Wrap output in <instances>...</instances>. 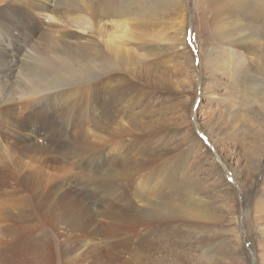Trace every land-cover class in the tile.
Instances as JSON below:
<instances>
[{
  "label": "rangeland",
  "instance_id": "obj_1",
  "mask_svg": "<svg viewBox=\"0 0 264 264\" xmlns=\"http://www.w3.org/2000/svg\"><path fill=\"white\" fill-rule=\"evenodd\" d=\"M155 9L156 18L149 19L145 36L178 45L185 42L183 53L166 55L158 64L134 61L138 73L143 70L153 77L151 94L120 103L127 106L124 117L116 109L98 111L112 100L110 87L94 102H89L91 93L83 92L73 101L74 114L60 110L55 115L67 116L61 117V124L55 118L58 127L53 134L78 136L75 144L87 160L70 175L59 167L45 176L41 163L23 164L20 181H5L0 188V264H66L71 257L73 264H264V20L236 18L238 24L246 21L249 33L259 38L253 41L257 53L249 55L236 43L225 44L215 36V16L205 0H156ZM46 11L30 13L43 30L61 23ZM112 22L103 24L118 33L128 29L125 36L131 39L143 32L129 22ZM253 22L258 33L251 28ZM35 57L27 60L30 78L22 98L36 97L46 88L41 77L51 71L43 61L35 65ZM139 81L146 87L144 80ZM11 94L21 98L16 91ZM53 108L42 109L46 119H53ZM121 117L122 126L133 134L132 142L123 141L122 150L116 149L120 139L108 133L111 125L100 126L116 119L117 128ZM50 125L47 119L45 126ZM107 140L114 141L113 146ZM2 145L0 157L7 155ZM142 166L147 169L138 174ZM121 167L126 168L122 179ZM38 172L44 184H57L58 191L78 189L70 208L72 227L80 225V230H56L51 220L41 221L27 207L21 210L26 190L19 187L28 190L22 180L41 179ZM4 174L0 173L1 179ZM147 180L152 182L148 188ZM171 191H179L172 200ZM65 250L71 251L70 256H64ZM44 253H49L47 263L41 258Z\"/></svg>",
  "mask_w": 264,
  "mask_h": 264
},
{
  "label": "bare ground",
  "instance_id": "obj_2",
  "mask_svg": "<svg viewBox=\"0 0 264 264\" xmlns=\"http://www.w3.org/2000/svg\"><path fill=\"white\" fill-rule=\"evenodd\" d=\"M205 1L215 16L213 23L215 36L220 37V40L225 44H228V42L232 44L236 43L237 47H242L245 54L252 55L257 53L258 49L253 44L254 40L259 39L255 35L256 33L252 31L249 33L250 28L246 21L240 24L236 22L237 19L247 20L249 18L264 20V0ZM155 3L156 0H0V147L4 144L7 150V155L0 157V173L5 172L4 177L0 178V188H3L6 183L5 181L10 178H13L17 182L21 180L23 176L19 167L23 164L41 163L44 165L41 167L44 175L46 171L59 170V167L70 175L73 168L78 169L80 164L87 160V157L82 154L81 149L75 144L78 136L72 135L73 137H67V135L59 136L58 133L53 134L54 130L58 127V123L53 122L55 118L58 117V121L61 124L63 122L62 118L65 119L67 115L74 114L73 101L75 98H80L83 92L91 93L92 97L89 98V102H94L100 93H107L106 87H110L109 96H112V100L110 99L109 103H102L103 106L98 111L105 112L106 108L112 111L116 109L120 113L123 112V117L125 116V108L127 106L122 107L119 105L120 103H126L129 99L137 101L141 96L148 97L151 94L148 90L152 86L151 80L153 77L144 74L143 70H140L138 73L136 66L138 64H134V61L138 60L140 62L141 59V61L152 60L156 64L161 63L166 55L172 53L176 55L181 53V51L183 53L182 48L185 43L178 45V42L172 43L171 40L170 42L157 41L153 36H145L147 35L145 34L147 24L150 25L151 23L149 19L154 20L157 15ZM33 9L43 10V12L48 10L51 15L57 16L61 20V23L59 25L53 24L46 28V30H43L41 27H37L39 26L38 21L30 15ZM219 18L221 21L216 22L220 20ZM112 21H118L122 25L125 22H129L136 26V29L142 28L143 32H141V35L139 33L135 39H131L125 36L128 34V29L127 33L125 30L122 33H118L117 31L108 29L103 24ZM85 23L86 25H83ZM36 24L37 26H35ZM101 24L104 27L102 29L99 28L101 30L99 31L98 26L100 27ZM232 25L236 26L232 28ZM73 26L78 29L85 27V30L87 27L90 31L78 33L73 29ZM251 26L253 30H259L256 22H253ZM82 32H84L83 29ZM34 55L36 57L33 63L38 65L43 61L51 72L48 77H41L42 81L47 82L44 92L39 95L36 92H30L31 95L37 96L22 98L26 93V88L28 87L27 81L30 78L28 77L27 60ZM35 74L40 73L35 72ZM139 80H144L146 87ZM74 81H77V83L72 84ZM13 91L20 94L21 98H13L11 94ZM53 105L56 108L52 109L54 114L53 119L47 117L51 121L50 129H48L45 126L47 119L44 117L42 109L44 106L48 108ZM87 109H89L88 106ZM60 110H66L68 114L66 116H55L57 113H60ZM123 119L121 117L117 128L113 127L116 125V119L113 124L110 122V119L108 122L100 124L103 127L106 125L107 128L111 125L112 128L108 129V133L110 136L120 139L117 142L116 149L121 147V150L125 148L122 147L124 146L123 141L132 142L131 139L133 138L131 128L127 129L125 126H122ZM36 123L38 124L34 126L33 124ZM57 136H59L58 139L55 138ZM40 141H43L44 145L40 144ZM108 142L109 140H107ZM113 142L112 144L108 143V146H113ZM119 152L120 150H114V154H121ZM0 154L2 155V153ZM74 162H76L75 166ZM27 167L31 169V167ZM146 169V166H142L137 173L142 174ZM35 170L37 171L38 169ZM124 172H126V168L121 167L118 178L122 179ZM40 174L39 176H41ZM29 175L27 174L31 178L32 174ZM34 178L33 180H22L23 187L28 188L29 191L18 185L19 189L26 190L24 191L26 195H24L21 210L22 207H27L29 208V212L37 215L41 221L51 220L56 230L63 229L67 231L71 228L73 229V227H75L74 231L80 230V225L72 227L73 215L70 208V202L72 203L76 199L78 189L69 186V188L66 187L58 191L57 184L51 185L53 184L51 181V184H44L42 176L41 179ZM171 182H165L162 185L166 186ZM114 183L115 181H112L108 186H112ZM144 184L148 188L149 185H152V182L150 183L147 180ZM15 187H17V184ZM158 189L161 190L160 188ZM174 189L176 190L177 188L174 187ZM171 193L172 197L169 196V198L172 200L175 199L179 191H175L176 194L172 191ZM155 202L158 204V201ZM152 205H148L146 209L149 210ZM191 210L199 211L197 208H191ZM154 213L157 214V210ZM149 224L151 225V223ZM70 254V250H65V257L70 256ZM41 256L47 263L49 256L47 259L45 253L41 254ZM79 256H82V254ZM70 260L67 259L66 264H71Z\"/></svg>",
  "mask_w": 264,
  "mask_h": 264
}]
</instances>
